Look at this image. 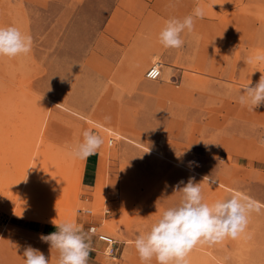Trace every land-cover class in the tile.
Returning a JSON list of instances; mask_svg holds the SVG:
<instances>
[{"label":"rangeland","instance_id":"374dc122","mask_svg":"<svg viewBox=\"0 0 264 264\" xmlns=\"http://www.w3.org/2000/svg\"><path fill=\"white\" fill-rule=\"evenodd\" d=\"M113 4L0 0V27L32 38L27 55L0 58V264H24L27 246L57 264L40 240L54 220L95 228L88 264H141L136 236L180 202L174 189L189 178L209 204L239 192L252 207L240 237L198 244L189 264H264V105L239 102L264 72L246 63L264 52V0H190V14L205 15L180 85L90 56ZM84 130L104 141L93 188L82 184L85 160L70 154ZM101 233L116 240L113 253Z\"/></svg>","mask_w":264,"mask_h":264},{"label":"clouds","instance_id":"9594fccd","mask_svg":"<svg viewBox=\"0 0 264 264\" xmlns=\"http://www.w3.org/2000/svg\"><path fill=\"white\" fill-rule=\"evenodd\" d=\"M204 15V9L197 6L182 19H168L158 34L159 43L164 48L183 47L182 34L191 33L195 21ZM31 48V36L12 25L0 27V58L27 55ZM246 63L257 66L264 64V52L249 56ZM250 84L241 88L243 92L239 102L254 111V108L264 105V72H261L254 86ZM82 137L70 154L75 159L86 160L97 153L104 141L90 130H84ZM260 143L264 145V140ZM204 180L209 178L205 177ZM174 192L182 193L180 202L166 208L159 219L147 231L138 234L133 242L141 264H150L153 260L156 264H189L188 256L198 244L219 243L226 238L237 239L245 232L252 207L239 192L209 204L204 201L201 183H195L194 178H189L187 183L181 181ZM53 224L57 230L48 235L42 234L40 240L58 252L57 264H88L92 251L91 233L94 230L85 231L72 220L60 223L54 220ZM22 257L24 264H49L45 255L31 246L24 248Z\"/></svg>","mask_w":264,"mask_h":264},{"label":"crops","instance_id":"0c3cea01","mask_svg":"<svg viewBox=\"0 0 264 264\" xmlns=\"http://www.w3.org/2000/svg\"><path fill=\"white\" fill-rule=\"evenodd\" d=\"M189 9L190 0H114L90 56L109 57L121 73H144L155 58H160L162 74L180 85L191 64L190 33L182 34L184 45L179 49L164 48L158 34L168 19H182L190 14ZM149 85L148 80L143 81L141 90ZM92 158H95L94 163H91ZM99 161V151L85 160L83 186H96ZM256 162L253 163L256 165Z\"/></svg>","mask_w":264,"mask_h":264},{"label":"built area","instance_id":"2783aa9c","mask_svg":"<svg viewBox=\"0 0 264 264\" xmlns=\"http://www.w3.org/2000/svg\"><path fill=\"white\" fill-rule=\"evenodd\" d=\"M145 76L148 79L151 80H156L159 79L162 76V65L160 62H156L154 64H152L146 71ZM113 140H111L112 144ZM88 212H91V210H88ZM93 230H95V228H92ZM99 239H101L102 241L106 242L107 244H109L110 247V252L113 253L115 251V247H116V240L106 234H99Z\"/></svg>","mask_w":264,"mask_h":264}]
</instances>
